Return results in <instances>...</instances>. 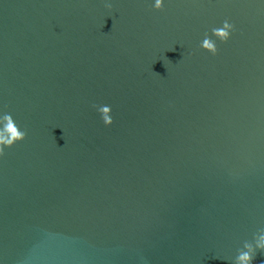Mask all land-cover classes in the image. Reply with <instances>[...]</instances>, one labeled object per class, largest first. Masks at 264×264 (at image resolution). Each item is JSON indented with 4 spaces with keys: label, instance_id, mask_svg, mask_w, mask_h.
Returning <instances> with one entry per match:
<instances>
[{
    "label": "water",
    "instance_id": "obj_1",
    "mask_svg": "<svg viewBox=\"0 0 264 264\" xmlns=\"http://www.w3.org/2000/svg\"><path fill=\"white\" fill-rule=\"evenodd\" d=\"M111 3L0 0V110L27 132L0 261L235 264L264 234V2Z\"/></svg>",
    "mask_w": 264,
    "mask_h": 264
},
{
    "label": "clouds",
    "instance_id": "obj_2",
    "mask_svg": "<svg viewBox=\"0 0 264 264\" xmlns=\"http://www.w3.org/2000/svg\"><path fill=\"white\" fill-rule=\"evenodd\" d=\"M151 7L157 10H162L165 7L167 0H150ZM264 2V0H261ZM105 6L109 9L112 8L111 0H104ZM212 32L219 38L220 41H228L233 31H235V25L229 20L225 19L222 22V26L214 27L211 29ZM209 34L206 33L205 37ZM199 47L211 52L215 55L218 52L217 42L204 39L200 42ZM96 110L100 113L101 119L104 124L111 125L113 117L111 115L112 108L110 105L107 107H101L100 105H93ZM0 124H4L5 128L0 129V157L4 155L6 147H11L17 141L25 139L27 136L26 130H22L14 121L13 115L9 112L0 110ZM245 249L242 250L235 258V264H253V260L256 255L257 249L264 251V234H261L256 239L255 243H246ZM2 264V261H0Z\"/></svg>",
    "mask_w": 264,
    "mask_h": 264
}]
</instances>
